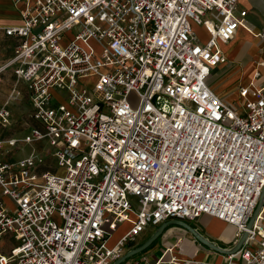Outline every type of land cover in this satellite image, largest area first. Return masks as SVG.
Masks as SVG:
<instances>
[{"label": "built area", "instance_id": "2783aa9c", "mask_svg": "<svg viewBox=\"0 0 264 264\" xmlns=\"http://www.w3.org/2000/svg\"><path fill=\"white\" fill-rule=\"evenodd\" d=\"M14 3L0 127L23 83L29 132L0 139V154L47 148L0 160V264H112L142 234L204 215L234 226L235 244L246 233L225 264H264V208L247 228L264 188V60L237 102L208 85L222 47L251 33L238 0Z\"/></svg>", "mask_w": 264, "mask_h": 264}, {"label": "crops", "instance_id": "0c3cea01", "mask_svg": "<svg viewBox=\"0 0 264 264\" xmlns=\"http://www.w3.org/2000/svg\"><path fill=\"white\" fill-rule=\"evenodd\" d=\"M249 2V4H248ZM239 8L247 12L246 24L251 29V33L246 32L243 29H239L236 33L235 38L227 45L222 47L223 53L226 57L227 63L218 67L212 72V75H217V79L228 80L222 86H216L212 80V75L210 76L208 85L219 94L225 101H228L227 96L233 95V98H237L238 89L242 86L247 85L256 69V62L264 60V54L262 53V43L258 34L264 32V20L260 18V14L264 13V3L262 0H238ZM250 3L254 5L250 7ZM21 25L20 14L18 6L15 5L14 0H0V66L5 64L12 56L15 46L18 44V40L13 37H7L4 33V29L17 27ZM196 33L201 38H206V34L202 29H195ZM243 34L247 40L246 45L248 48V53L245 54L247 58L245 60L242 58L241 54L237 55L239 45L232 53L230 49L236 44L239 35ZM236 59V60H235ZM244 61V62H243ZM262 73H264V69ZM241 77L244 80L242 84H234L233 81L237 77ZM235 79V80H234ZM16 81L13 75V70L7 69L1 76L0 86H4L5 96L2 99L0 105L2 104L5 97L8 95L10 90L14 87ZM17 89L21 92V99L14 102L13 105L23 106L28 103L26 88L23 83L17 84ZM1 90V89H0ZM18 108V107H17ZM19 110V109H18ZM11 111V110H10ZM13 113L11 112V115ZM25 124V122H23ZM13 137V136H10ZM7 137V138H10ZM5 139V138H4ZM10 155H7L10 158ZM190 222V221H183ZM195 223H202L206 232H202V227L196 228V231L209 243L222 249H231L234 245V237L228 238L224 236L225 231L231 225L221 222L209 216H201L200 218L193 221ZM176 239H180L178 246L176 247ZM161 243V244H160ZM160 248L158 250L159 255L153 257V253H145L141 256L139 260H130L129 263L132 264H155L161 257H163L162 263L169 264L171 258L174 256L178 259L180 264H225L226 255L214 251L207 246L199 243L190 233L184 230H180L177 226L169 229L167 235L162 236L159 239ZM157 244V245H158ZM226 245V246H225ZM174 247L172 253H167L163 256V252L166 248Z\"/></svg>", "mask_w": 264, "mask_h": 264}, {"label": "rangeland", "instance_id": "374dc122", "mask_svg": "<svg viewBox=\"0 0 264 264\" xmlns=\"http://www.w3.org/2000/svg\"><path fill=\"white\" fill-rule=\"evenodd\" d=\"M248 4H249V2H248ZM249 6L254 8V5H252V3H250ZM260 18L262 20H264V13H261L260 14ZM196 29H200V28H196ZM246 40H247V38L241 33L239 35V38H238L236 44L230 49V52L232 53L239 45H241L240 48H239V51H238L237 55L241 54V56H243L242 58L244 60H245V58H247V56L245 54H247L248 51H249L248 50L249 47L245 43ZM234 77H237V75H235ZM216 78H217V75H212V80L214 81L213 83L216 84V86H222V85H224L228 81V80H225V79H222L221 80L220 78L217 79V80H215ZM243 80L244 79L239 76V77H237V79L235 81H233V83L239 85V84H242V81ZM0 89H1L0 90V103H1L2 99L5 96L4 86L3 85L0 86ZM233 97H234L233 95H231L230 97L227 96L226 99L228 101H231V102H237L238 101L237 98H233ZM9 109L13 113L12 114V118H11V122H10V125H8L5 128L0 127V139H4V138L6 139L7 137H10V136H13V137L18 138V139L23 138L29 132V128H26L24 126V124H23V122L27 121L26 119H27V115L29 113V106L27 104H25L23 106H16L15 107V105L12 104L9 107ZM45 146H46L45 142H41L40 144H34L33 146L19 144V145H17V147L15 149H12L10 151V153H9V154H11L10 155V158H8L7 154L4 153V154H0V160L1 161H4V162H14V161L22 158L23 156L29 154L31 152L32 147L36 148L37 150H40L42 147H43V149L47 148ZM186 224L188 226H190V228H192L194 230H196V228H198V227H202L203 229H202V232L201 233L206 232L205 228L202 226V223H198L197 224V223H195L193 221H190V222H186ZM172 227H175V226L168 227L163 232L162 236L167 235L168 232H169V229L172 228ZM178 228L180 230H184V228H182V227L181 228L178 227ZM123 232H124V230H121L116 235H114L113 240L111 242L112 243L115 242L123 234ZM235 232H236V228L234 226H229L227 228V230L225 231L224 236H226V237H228V238L231 239V238L234 237ZM151 234H152L151 231L148 232L146 234V236H144L142 234L139 237V239L137 240L138 243L141 244L142 242H144L145 240H147ZM160 238H158L155 242H153L151 244V246L146 251L141 252L139 254H136V255L132 256L131 258H129L126 261H124L122 264L128 263L130 260H139V259H141V256L143 254H145V253H150L151 252V253L154 254L153 257H157L159 255L158 250L160 248V245L158 243H159V239ZM12 243L11 242H7V241H2L1 242L2 251L9 250V248L11 246H13ZM126 248H127V252H128V251L134 249L135 247L126 246Z\"/></svg>", "mask_w": 264, "mask_h": 264}, {"label": "water", "instance_id": "95a60500", "mask_svg": "<svg viewBox=\"0 0 264 264\" xmlns=\"http://www.w3.org/2000/svg\"><path fill=\"white\" fill-rule=\"evenodd\" d=\"M262 208H264V188H262L260 195H259V199L256 205V208L253 212V215L248 223L247 228L250 229L254 223V221L256 220L258 214L260 213V211L262 210ZM170 226H177V227H182L184 228L185 231H187L188 233H190L199 243L207 246L208 248L217 251L221 254H224L226 256L229 255H233L236 252H238L240 250V248L242 247L244 240L246 238V233H243L240 238L238 239L237 243L228 250H222L216 246H214L213 244L209 243L208 241H206L196 230L190 228V226H188L185 222L183 221H179V220H170L167 221L163 224H161L158 228H156L152 234L149 236V238L147 240H145L141 245L135 247L134 249L128 251L127 253H125L121 258L117 259L114 263L112 264H122L124 261H126L127 259L131 258L132 256L139 254L141 252H144L145 250H147L151 244L153 242H155L158 238H160L163 234V232Z\"/></svg>", "mask_w": 264, "mask_h": 264}, {"label": "flooded vegetation", "instance_id": "af4514ba", "mask_svg": "<svg viewBox=\"0 0 264 264\" xmlns=\"http://www.w3.org/2000/svg\"><path fill=\"white\" fill-rule=\"evenodd\" d=\"M142 243H143V242H142ZM142 243H141V244H142ZM141 244H139V245H141ZM139 245H138V246H139Z\"/></svg>", "mask_w": 264, "mask_h": 264}, {"label": "trees", "instance_id": "16d2710c", "mask_svg": "<svg viewBox=\"0 0 264 264\" xmlns=\"http://www.w3.org/2000/svg\"><path fill=\"white\" fill-rule=\"evenodd\" d=\"M146 251V250H145Z\"/></svg>", "mask_w": 264, "mask_h": 264}]
</instances>
